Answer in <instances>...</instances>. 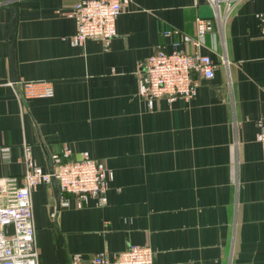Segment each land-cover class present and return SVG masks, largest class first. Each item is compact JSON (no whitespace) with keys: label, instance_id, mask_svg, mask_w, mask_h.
I'll use <instances>...</instances> for the list:
<instances>
[{"label":"crops","instance_id":"obj_1","mask_svg":"<svg viewBox=\"0 0 264 264\" xmlns=\"http://www.w3.org/2000/svg\"><path fill=\"white\" fill-rule=\"evenodd\" d=\"M77 0H0V203L21 183L22 143L49 168L63 146L112 171L107 201L89 198L50 211L52 185L32 190L40 264L72 253L146 244L154 264H264V149L256 119L264 114V0H241L220 26L212 21L203 52L210 78L192 73L196 94L156 99L137 94L140 61L171 49L164 29L194 34L197 0H129L116 35L72 45ZM15 11L9 77L6 35ZM180 48L191 45L180 43ZM49 79L50 97L19 100L8 82ZM11 230V226L6 228Z\"/></svg>","mask_w":264,"mask_h":264},{"label":"built area","instance_id":"obj_2","mask_svg":"<svg viewBox=\"0 0 264 264\" xmlns=\"http://www.w3.org/2000/svg\"><path fill=\"white\" fill-rule=\"evenodd\" d=\"M129 0H77L71 9L75 32L69 36L72 45H83L88 37L109 39L116 35L115 20ZM214 13L213 18L195 19L194 34H184L179 29H164L162 34L171 37V49L153 50L140 61L137 71V94L149 108L156 99L172 101L178 97L189 100L196 94L197 83L192 73L210 78L215 62L203 52L205 37L211 32L212 21L221 26L241 0H205ZM258 31L264 37V11L257 14ZM191 45L190 50L180 48V43ZM16 98L50 97L54 93L49 79L8 82ZM257 140L264 149V114L256 119ZM24 171L21 183L13 193L0 203V264H40L33 223L31 194L38 184H50L53 177L59 189L60 205L68 206L73 197L77 207L89 198L96 205L107 201L108 180L112 171L104 162L82 151L73 157L70 148L63 146L49 155L50 166L43 168L31 157V145L22 143ZM8 159L10 146L0 147ZM11 226V230L7 227ZM153 249L146 244H128L119 251L102 249L91 254L72 253L63 263L56 264H154Z\"/></svg>","mask_w":264,"mask_h":264},{"label":"water","instance_id":"obj_3","mask_svg":"<svg viewBox=\"0 0 264 264\" xmlns=\"http://www.w3.org/2000/svg\"><path fill=\"white\" fill-rule=\"evenodd\" d=\"M198 6L196 9L198 18H213L214 13L211 5L205 0H197ZM8 10L10 12L8 26H7V35H6V49H7V61L9 69V77L11 80H15V69H14V57H13V46H12V33L14 28L15 20V11L13 7L9 6ZM50 172H52L51 166H49ZM51 185L53 189V195L55 199L54 205L50 208V211L58 209L60 207V197L59 189L57 187L55 179L51 178Z\"/></svg>","mask_w":264,"mask_h":264}]
</instances>
